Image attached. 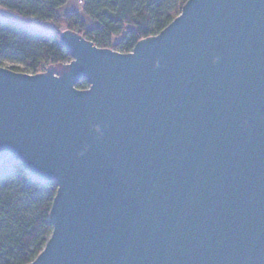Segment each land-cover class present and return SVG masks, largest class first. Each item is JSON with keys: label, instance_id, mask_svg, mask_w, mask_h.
I'll use <instances>...</instances> for the list:
<instances>
[{"label": "water", "instance_id": "water-1", "mask_svg": "<svg viewBox=\"0 0 264 264\" xmlns=\"http://www.w3.org/2000/svg\"><path fill=\"white\" fill-rule=\"evenodd\" d=\"M58 36L69 62L0 66V165L56 185L26 264H264V0H185L129 52Z\"/></svg>", "mask_w": 264, "mask_h": 264}, {"label": "trees", "instance_id": "trees-1", "mask_svg": "<svg viewBox=\"0 0 264 264\" xmlns=\"http://www.w3.org/2000/svg\"><path fill=\"white\" fill-rule=\"evenodd\" d=\"M82 1L80 12L70 10L61 18L59 9L67 0H0L1 8L54 28L36 30L0 15V66L36 74L69 62L72 57L59 41L61 26L98 47L129 52L139 39L166 26L185 0ZM75 86L86 88V80ZM55 191L54 182L41 183L19 162L5 159L1 163L0 264H26L41 251L51 232L48 212Z\"/></svg>", "mask_w": 264, "mask_h": 264}, {"label": "rangeland", "instance_id": "rangeland-1", "mask_svg": "<svg viewBox=\"0 0 264 264\" xmlns=\"http://www.w3.org/2000/svg\"><path fill=\"white\" fill-rule=\"evenodd\" d=\"M69 10H76L78 12L81 11V6L78 4L77 0H67V2L65 3V5H63L60 9H59V12L61 14V18L63 15H65L67 13V11ZM81 15L83 16V14L81 13ZM19 20H21L22 22L24 23H28L30 24L31 26L35 27V26H40L43 30L45 31H53L54 28L53 26L50 24V23H46V24H40V22H37V21H33V20H30V19H25V18H18ZM65 28L64 26H61L59 28V31L61 29ZM116 40V38L114 39ZM5 65H9L10 63H7L5 62L4 63Z\"/></svg>", "mask_w": 264, "mask_h": 264}, {"label": "crops", "instance_id": "crops-1", "mask_svg": "<svg viewBox=\"0 0 264 264\" xmlns=\"http://www.w3.org/2000/svg\"><path fill=\"white\" fill-rule=\"evenodd\" d=\"M70 11V10H69ZM72 11V10H71ZM0 15L1 16H15L13 13L3 9L0 7ZM16 18H21L19 16H15ZM40 24H46V23H40ZM35 27H40V26H35Z\"/></svg>", "mask_w": 264, "mask_h": 264}, {"label": "built area", "instance_id": "built-area-1", "mask_svg": "<svg viewBox=\"0 0 264 264\" xmlns=\"http://www.w3.org/2000/svg\"><path fill=\"white\" fill-rule=\"evenodd\" d=\"M77 2H78L79 5H82L83 4V1L82 0H77Z\"/></svg>", "mask_w": 264, "mask_h": 264}]
</instances>
